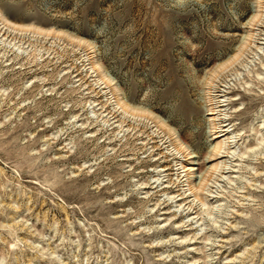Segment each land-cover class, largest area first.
I'll return each instance as SVG.
<instances>
[{"label":"rangeland","instance_id":"obj_1","mask_svg":"<svg viewBox=\"0 0 264 264\" xmlns=\"http://www.w3.org/2000/svg\"><path fill=\"white\" fill-rule=\"evenodd\" d=\"M0 264H264V0H0Z\"/></svg>","mask_w":264,"mask_h":264},{"label":"bare ground","instance_id":"obj_2","mask_svg":"<svg viewBox=\"0 0 264 264\" xmlns=\"http://www.w3.org/2000/svg\"><path fill=\"white\" fill-rule=\"evenodd\" d=\"M6 24H8V23H6ZM27 27H29V26H24L22 28L26 29ZM30 28H32V27H30ZM30 28H29V30H31ZM217 97H221V96L219 95ZM211 102H212V104H210V105H213L214 107L212 106L210 109H208L206 115L211 117L210 121H212V123L215 122L216 119L220 120L219 123H224V120L222 118L221 119L219 118V117L223 116V112L218 110V108L223 107L222 103L224 102V100H221L219 98H214V96H213V99L211 100ZM120 108H122V105H121ZM224 116H225V114H224ZM219 123H218V127H217V129L219 131L216 132V130H215L216 135L212 139H218V138H222V137H224L225 139L218 141L213 146V148L208 152V154L207 155L205 154V158H204L203 162H198L197 160H195L194 157L191 156V158L193 160H192V162L190 161L191 162L190 164L192 166L190 168H185L184 166H182V168H184L185 177H186V186L188 188L187 190H188L190 196H194V198H195V196H203L202 201H200V204L203 207H207L208 206L207 197L208 196H212L214 194L213 191H212V187L213 186L209 185L208 182H207L208 180H206L207 179L206 177H208V176L211 177L212 175L209 174L208 176H206V174L209 173L210 171H213L212 174L215 173L216 177L224 179L225 178L224 174H226L227 173L226 170H228L227 169L228 165L226 164V162L225 161H219V160L221 158H223L222 155H224V156L226 155V157H227L228 155L231 154L230 144L232 143L233 136H231V135L229 136V130H228V128L226 129L227 126H225V125L220 126ZM214 129H216V128H214ZM181 146H183V145H181ZM175 155H176V153H175ZM195 157H196V155H195ZM189 158H190V156H189ZM212 162H215V163L211 164L209 166H205L204 165V163L208 164V163H212ZM213 184H215V181L213 182Z\"/></svg>","mask_w":264,"mask_h":264}]
</instances>
